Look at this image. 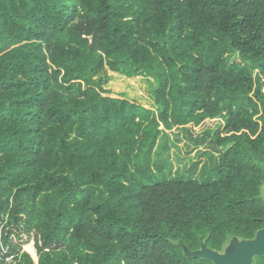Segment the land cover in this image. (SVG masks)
Wrapping results in <instances>:
<instances>
[{
    "label": "trees",
    "instance_id": "trees-1",
    "mask_svg": "<svg viewBox=\"0 0 264 264\" xmlns=\"http://www.w3.org/2000/svg\"><path fill=\"white\" fill-rule=\"evenodd\" d=\"M217 120L172 177L168 133ZM263 187L264 0H0V264H214Z\"/></svg>",
    "mask_w": 264,
    "mask_h": 264
},
{
    "label": "rangeland",
    "instance_id": "rangeland-1",
    "mask_svg": "<svg viewBox=\"0 0 264 264\" xmlns=\"http://www.w3.org/2000/svg\"><path fill=\"white\" fill-rule=\"evenodd\" d=\"M227 58L237 59L232 55H228ZM110 82V73L108 72L103 73L102 77L103 80L107 78ZM158 84L156 83H149L147 92L149 94H153L154 90L157 88ZM104 88H107V84H104ZM114 94L117 95H124L125 98L132 100L126 94L121 93L119 91H115L111 89ZM133 101V100H132ZM144 107L145 105L136 102ZM151 109L149 107H146ZM152 110L158 112L159 109L154 107ZM221 125H223L222 120L217 121H208L201 126H198L193 129L192 137L187 134V132L180 131L174 129L173 131L169 132L165 142L163 145L165 148L163 149L164 160L166 161V171L170 172L172 177L182 176L185 178L193 177L195 179L203 180L205 175L210 172V170L214 166V159L218 157L216 152V148L211 141V137L206 136L207 132H216ZM204 135L205 137L202 138V142L200 145L194 143L196 137H200ZM198 163V168L194 171L193 167ZM262 197L264 199V187L262 189ZM235 251L234 243L231 242L226 246L225 252H223L229 258H232Z\"/></svg>",
    "mask_w": 264,
    "mask_h": 264
},
{
    "label": "water",
    "instance_id": "water-1",
    "mask_svg": "<svg viewBox=\"0 0 264 264\" xmlns=\"http://www.w3.org/2000/svg\"><path fill=\"white\" fill-rule=\"evenodd\" d=\"M235 251L232 258L224 253L210 250L205 245L202 250L191 254L212 261L214 264H253L256 257H264V229L258 231L254 240H234ZM229 259H227V258Z\"/></svg>",
    "mask_w": 264,
    "mask_h": 264
},
{
    "label": "bare ground",
    "instance_id": "bare-ground-1",
    "mask_svg": "<svg viewBox=\"0 0 264 264\" xmlns=\"http://www.w3.org/2000/svg\"><path fill=\"white\" fill-rule=\"evenodd\" d=\"M227 258V257H226ZM228 259V258H227ZM229 260V259H228Z\"/></svg>",
    "mask_w": 264,
    "mask_h": 264
}]
</instances>
